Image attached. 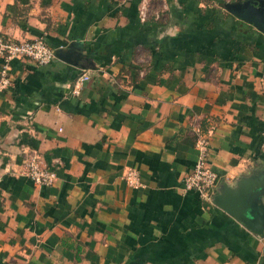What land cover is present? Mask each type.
<instances>
[{
  "label": "crops",
  "instance_id": "1",
  "mask_svg": "<svg viewBox=\"0 0 264 264\" xmlns=\"http://www.w3.org/2000/svg\"><path fill=\"white\" fill-rule=\"evenodd\" d=\"M223 1L0 0L1 35L72 46L93 66L9 61L0 264H264V223L256 234L183 188L197 132L213 193L264 173V33ZM32 153L50 185L26 175Z\"/></svg>",
  "mask_w": 264,
  "mask_h": 264
},
{
  "label": "built area",
  "instance_id": "2",
  "mask_svg": "<svg viewBox=\"0 0 264 264\" xmlns=\"http://www.w3.org/2000/svg\"><path fill=\"white\" fill-rule=\"evenodd\" d=\"M146 6L141 4L138 8L140 19L146 17ZM158 17L159 12L155 11ZM53 48L50 47L42 37L30 39H12L0 34V90L6 88L10 83L9 61L16 56H26L39 64L49 62L53 57ZM88 75H78L71 87V93L77 94L80 86ZM260 84L264 88V72L259 76ZM196 156L191 169L183 177V188L195 191L205 202H211L214 194V184L217 178L216 172L208 162V138L205 133L197 132L194 137ZM25 173L32 182L39 185H50L55 179V172L51 168L42 165L36 154H28L24 159ZM126 184L131 186L140 185L138 171L134 166H128L123 173Z\"/></svg>",
  "mask_w": 264,
  "mask_h": 264
},
{
  "label": "water",
  "instance_id": "3",
  "mask_svg": "<svg viewBox=\"0 0 264 264\" xmlns=\"http://www.w3.org/2000/svg\"><path fill=\"white\" fill-rule=\"evenodd\" d=\"M224 9L234 16L252 24L264 33V0H225L221 3ZM54 57L81 68H92L86 56L72 46L56 47ZM249 183L236 182L230 186L222 183L212 195V203L225 210L256 234H262L264 223V173L258 174Z\"/></svg>",
  "mask_w": 264,
  "mask_h": 264
}]
</instances>
